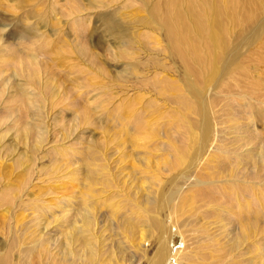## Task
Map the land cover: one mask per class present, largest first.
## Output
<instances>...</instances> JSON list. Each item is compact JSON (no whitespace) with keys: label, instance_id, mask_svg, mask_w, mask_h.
<instances>
[{"label":"rangeland","instance_id":"374dc122","mask_svg":"<svg viewBox=\"0 0 264 264\" xmlns=\"http://www.w3.org/2000/svg\"><path fill=\"white\" fill-rule=\"evenodd\" d=\"M190 1L180 5L189 42L172 45L160 11L165 0H0V255L25 240L15 226L45 229L44 212L37 220L35 207L63 201L44 213L60 235L61 226L73 227L63 212H82L95 195L96 260L113 264L139 226L156 233L158 201L178 189L168 222L175 251L169 264H179L181 250L190 254L185 236L196 241V254L182 264H264V28L245 41L256 23L240 37L238 23L227 20L230 45L244 42L227 64L208 43V16L205 32H197ZM261 5L240 0L234 13L254 17ZM110 20L119 26L112 33L105 27ZM22 32L35 41H20ZM193 42L197 55L190 52ZM26 97L38 105L25 109L27 119L18 108ZM39 124L45 136L37 150L26 130ZM250 152L254 158H244ZM197 183L204 187L194 189ZM212 204H233L235 215L211 210ZM212 234L214 243H207ZM239 234L238 244L245 243L235 251Z\"/></svg>","mask_w":264,"mask_h":264},{"label":"bare ground","instance_id":"6f19581e","mask_svg":"<svg viewBox=\"0 0 264 264\" xmlns=\"http://www.w3.org/2000/svg\"><path fill=\"white\" fill-rule=\"evenodd\" d=\"M200 1L202 3V6H203L202 10L197 9L196 4L194 3L193 0L188 3L189 4V11L192 14V16L194 18L197 17L200 20V26H199L197 32L198 33L199 32H201V33L205 32L204 21H205V19H207V16H208V19H210L212 21V28H211L212 33L210 35V40L208 43H209V45H214V49L216 48V50H215L216 53H214V55L215 56L218 55L226 63L231 61L233 56L238 55L239 52L241 51V49L243 48V45H244V42H241V43L238 42L236 45H233V46L230 45V41H228V38H227V35H228V31L226 29L227 28V25H226L227 20H230L235 27L237 26V23H238L237 28L240 30V34L238 33L240 37H243L245 34L250 32V30L252 29V26L256 23L255 26L253 27L254 29H252L250 34L245 38V41H249V40L253 39L264 28V17L259 19V17L262 14L264 16V6L263 5L255 8L256 13H254V17L251 15V17L247 18L244 15L239 16V15L234 13V11H235L236 7L238 6V3L240 2V0H228V3H229L228 6L219 5V4H212L211 2H209V0H200ZM256 1H259V0H245V2L248 3L249 5L254 4ZM165 3H166L165 9H162V10L160 9V11L162 14L163 25L167 29V37H168L170 44H172V45L178 44L177 42H179V39H181L182 42L183 41L189 42L184 37V35L186 34V32L188 30V27H187L186 20H185L183 14L181 12V9H180L181 4L186 6L187 3L183 2V0H165ZM196 11H200L203 14V17H200L196 13ZM208 11L210 13H214L216 18L213 15H210L208 13ZM228 13H229V15L226 18L222 17V15H225ZM153 15L157 16V11H154ZM105 27L107 28L108 31H110L112 33V31L116 30L119 26L117 23L110 20L106 23ZM33 35L35 36V38H39L38 37L39 35L38 36L35 34H33ZM18 38L20 39V41H24L27 43H33L35 41L34 39H32L31 34L28 32H22V34ZM41 38H39V40H41ZM82 47H81L82 53H87L85 49H82ZM5 49L7 50V47H5ZM219 50H220L219 53H221V54L218 53ZM11 51L13 52L14 56H18V52H17V49L15 47L12 48ZM190 52H192L195 55L198 54L197 50L194 46V42L191 43ZM208 53H209V58H210L213 55V52H211V50L208 49ZM27 57H29L27 59H30L29 55H27ZM95 58L92 57V60H94ZM28 61L30 64L29 66H31L33 64L32 61H30V60H28ZM30 78L32 81L35 80V82H38L39 87H41V84L44 85V83L40 82V78L38 79L36 76H31ZM19 99H20L19 103H21V105H22V106L18 107L20 109V114H22L23 117L26 118L25 109H27L31 106H38V105H36L37 99L28 100L27 97L26 98H19ZM31 103H34V104H31ZM208 114H211V112H207L203 116L204 128L209 126L210 116H208ZM26 132H27L28 137L33 138V142L31 143V145H33V148L37 149L38 146H40L41 143L43 142V139L45 136V135H43L42 126H40V124H39L36 127V130L33 131V133H31L28 130H26ZM29 133H31L30 136H29ZM251 153L252 152L244 154V158H247V159L254 158L253 156H251ZM251 160L254 162L253 159H251ZM248 163H251V162H248ZM188 173H190V171H188L187 174ZM256 174H258L257 171H256ZM202 187H204L203 183H197L194 186V189H196V188L199 189ZM179 192H180V190L177 189L173 193L171 192L169 194L168 198L166 196H163L158 201V203L161 205V207L159 209V220H156L153 223V226L156 228V233H153L150 236V229H148L149 234L147 235V233H148L147 227L145 226V228L142 229V226H139V228H138L139 230L133 232V234H132L133 238H130L129 243H128L127 248L124 251V253H121V256H119L116 260L113 261L114 262L113 264H127V263L128 264H134V261L136 262V264H141L142 261L145 264H169L170 259L175 256V251L173 252L169 248V246H170L169 239H170L171 231H172L171 228H173V227H170V225H168V222H169L171 216H173L172 214L174 211L172 208H173L174 203L178 199ZM197 194H198L197 196H199V197H201L203 195L202 191L201 192L197 191ZM94 198H96L95 195L91 196L90 202L85 204V206L83 207V210H82V212H84L83 214H82V212H80L78 214L76 213V215L73 214L71 207L68 210H66V212H63L66 215H63L62 219L67 218L68 220H66V221L70 220L71 223H73V227L70 228L66 224L64 226H61V228H63V230H62L63 232L61 231L60 235H58L57 232L52 231V229H54L53 227L50 230L51 223H49L47 221L49 219V217H47V216H49V215H46L44 213L46 211L52 209V208L58 207L59 204L62 203L63 201L56 200V201H58V202H56V204H49L48 203L49 205L45 206V208H43L42 210H40L39 207L38 208L35 207L36 215L34 214V218L36 217L37 220L39 219L38 214H40L42 211L44 212L41 214L40 218L42 221L45 222V226H46L45 229L42 232L41 231L39 232L38 227H37V230L32 229V230L28 231L29 228H25L23 226L21 227V225L15 226V227H17L16 230H18L22 236H25V240L24 241L20 240L18 242V244L15 243L13 245H10V247L7 249L6 253L3 255H0V264H112V262L109 263L110 260L105 261V260H101V258L98 261L96 260L100 256V252H99V249H97V246L101 245V242H100L99 237L96 236V230L100 229V228H98V226L100 225V219L95 214L96 208L93 205V203H94L93 199ZM42 199H43V201H41V200L40 201L44 204L46 202V199H45V197H43ZM60 199L64 200L62 198H60ZM240 199L242 200V198L237 196L236 200L241 201ZM36 205H40V203H38V204L36 203ZM236 206L239 208L238 204H236ZM216 207H213V204H212L211 210H215L216 212H224L226 215V213L230 209H232V210H230V212L235 213L233 204L231 205V208H228L229 206H227V207H225V206L220 207L219 206V208L218 207L216 208ZM177 210L179 211V213L181 212L180 209H177ZM182 212H181V215H182ZM165 213L168 214L167 215V216H169L168 219H164ZM211 216H213V215H211ZM74 217H75V219H74ZM211 220H213V219H211ZM58 222H59V220L57 221V223ZM61 223L63 224V222H61ZM192 223L194 225H196L195 229H197L198 228L197 227L198 222L193 221ZM55 226H57V225H55ZM202 229H198V230L202 231ZM256 229L254 231H252V234H256V237H257V230ZM246 230L247 229H244L242 231L246 232ZM183 233H187V232L184 231ZM198 234H199V232H198ZM207 234L208 233H206V235H203V236L206 237ZM200 235H201V233H200ZM16 236H17V234H16ZM22 236H19V237H22ZM203 236H200V237H203ZM208 236H209V239L208 240L206 239L207 243H208V241L213 242V238H214L213 234H212V236L211 235H208ZM195 237H194V240H195ZM241 238H242V235L239 234L237 236V239L233 243V247L236 246V248H234L235 251L237 250V247L239 249L241 247V245H243L245 243V242H241L240 244H238L239 241L241 240ZM236 241H238L237 245H236ZM257 242H258V240H257ZM148 243H151L153 245L155 244L154 245L155 251L153 252L152 256L150 255L149 250H147L145 248L146 247L145 245H147ZM195 243H196V241L195 242L194 241H188V237L185 236V245H184L183 249L190 250V254L182 256L183 250L178 252V249H177L176 251L179 253V256L176 259L178 260L179 264H182L184 262V260H188V259L190 260L192 255L196 254V252L193 251V250H195V248L193 247V245H195ZM255 244H257V243H255ZM259 245H261V244H259ZM260 248H262L260 250L262 252H264V247L261 246ZM180 249H182V248H180ZM191 249H193V250H191ZM103 254L105 255L106 252H104ZM13 257H15V259H13Z\"/></svg>","mask_w":264,"mask_h":264}]
</instances>
